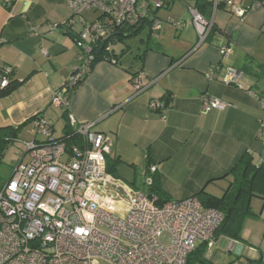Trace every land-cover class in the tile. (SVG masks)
Returning a JSON list of instances; mask_svg holds the SVG:
<instances>
[{
    "label": "crops",
    "instance_id": "1",
    "mask_svg": "<svg viewBox=\"0 0 264 264\" xmlns=\"http://www.w3.org/2000/svg\"><path fill=\"white\" fill-rule=\"evenodd\" d=\"M209 1L213 7L203 13L214 28L200 47L195 49L199 35L189 10L195 0H169L157 12L164 22L157 37L150 21L143 22L134 34H141L138 46L126 44L120 51L112 47L117 60L97 61L70 97L68 117L95 123L93 130L112 138L109 165L127 190L150 193L145 179L149 165H155L153 186L170 200L196 196L202 190L221 196L233 180L232 175L224 176L244 153H250L256 164H264L260 102L264 99V6L260 0H218L215 8L214 0ZM227 2L247 8V14L237 17ZM93 11H85L84 17L98 19ZM71 18L75 19L72 28L62 26ZM169 19L187 25L179 29ZM54 24L58 26L51 29ZM80 30L79 18L63 0H0V66L10 69L9 80L23 81L0 99V125H22L19 141L44 140L33 123L37 115L50 122L56 138L63 136L65 108L51 103L80 62L81 50L74 40ZM113 37L110 42L116 44ZM229 41L234 46L225 63L244 72L243 89L222 83L220 71L213 80L207 77L222 60L219 47ZM139 72L147 87L136 93L132 77ZM2 77L1 70L0 83ZM204 97L228 106L206 111ZM153 101L167 105L163 113L151 109ZM221 240L227 242L226 251L237 256L228 264L264 259L263 248L252 241L245 242L249 248L235 246L241 240L220 235L214 246ZM208 249L206 258L215 264Z\"/></svg>",
    "mask_w": 264,
    "mask_h": 264
},
{
    "label": "built area",
    "instance_id": "2",
    "mask_svg": "<svg viewBox=\"0 0 264 264\" xmlns=\"http://www.w3.org/2000/svg\"><path fill=\"white\" fill-rule=\"evenodd\" d=\"M63 1L81 24L75 39L81 50L80 62L51 103L66 108L69 90L89 73L96 49L103 44L102 48L106 46L105 50L110 51L114 33L140 26L148 19L152 34L157 37L164 23L157 12L169 0ZM213 2L216 8L219 1ZM226 4L237 17L247 14V8ZM259 4L264 6V0ZM88 10L99 11L102 18L87 20L84 12ZM189 10L199 35L196 49L205 43L214 22L194 6ZM168 22L179 29L187 25L181 19ZM74 24L75 19L71 18L62 26L70 29ZM57 26L54 24L51 29ZM233 46L229 41L219 47L222 60L209 69L207 77L213 80L220 71L218 79L222 83L243 89L244 72L225 63ZM0 70V85L5 87L10 69ZM132 83L136 93L142 92L147 87L143 72L132 77ZM260 102L264 110V99ZM203 103L206 111L228 106L207 97ZM151 109L163 113L165 105L153 101ZM69 122L83 139L82 146L68 145L56 138L52 125L43 116L33 119L37 134L43 135L44 140L24 142L22 160L0 190V264H187L199 241L209 249L216 244L215 233L225 219L221 211L205 207L197 196L159 205L156 195L127 190L107 170L112 138L93 130L95 123H79L72 115ZM261 123L264 124V116ZM27 156L29 160L25 162ZM156 170L155 165L148 168L147 189L153 184ZM239 264H264V259Z\"/></svg>",
    "mask_w": 264,
    "mask_h": 264
},
{
    "label": "trees",
    "instance_id": "3",
    "mask_svg": "<svg viewBox=\"0 0 264 264\" xmlns=\"http://www.w3.org/2000/svg\"><path fill=\"white\" fill-rule=\"evenodd\" d=\"M195 2L196 3L194 7L197 8V10L205 18L208 19V16H206L203 13V9L210 6L213 7L212 1L195 0ZM98 18L101 19L102 18L101 15ZM148 20L152 25L151 20L150 19ZM139 30H140L139 26L122 29L120 32L114 33L113 38L119 40L124 37L123 34L134 35ZM76 37L77 35L75 34L74 40L76 39ZM102 46L103 44H101L96 49L95 53L97 56L93 61V63L91 64L90 71L93 68L94 64L99 60H107V61L117 60L118 56L113 48H111L110 51H106L105 50L106 46L104 48H102ZM0 67L5 68L3 66ZM139 73L134 74L133 77L138 75ZM84 80L85 79L79 82L78 85L75 86V88L69 90L67 95L69 101L72 93L79 85H81L84 82ZM22 84L23 81L17 79L9 80L8 78V84L5 87H1L0 85V99L11 95ZM164 105L165 107L167 106L165 103ZM67 108L68 107L65 108L67 123L64 127V134L62 137L58 139H62L66 141L68 145L75 144L82 146L83 139L78 134H76L75 130L70 125ZM21 128L22 125L18 127H15L13 125H6V126L0 125V169L4 163V156L6 154V151L9 149V147L13 146L16 142L19 141L18 135L20 133ZM108 158L109 157H107V170L110 174H114V166L110 167ZM150 166L151 165H149V167ZM228 175H232L233 180L229 183L228 187L225 189L224 193L221 196L211 195L207 193L205 190H202L196 196L205 207L217 209L224 214L225 219L223 223L220 225V227L217 229L216 237H219L220 235H225L234 240H241L242 239L241 231L243 224L247 216L253 214L250 207L252 197L257 196L264 198V164H260V165L256 164L254 162L253 156L247 152L244 153L239 158V160L231 168L229 173H227L224 177ZM149 190H150V194L156 195L158 197L159 205H163L164 203L170 200L167 198L166 193L156 185L153 186L152 184ZM206 253H207V244L205 242H200L195 247V250L190 254L187 264H211L210 261L206 258Z\"/></svg>",
    "mask_w": 264,
    "mask_h": 264
},
{
    "label": "rangeland",
    "instance_id": "4",
    "mask_svg": "<svg viewBox=\"0 0 264 264\" xmlns=\"http://www.w3.org/2000/svg\"><path fill=\"white\" fill-rule=\"evenodd\" d=\"M94 16L97 17L99 16L100 12L99 11H93ZM148 33V32H146ZM137 35V34H136ZM131 36V37H124L121 38L120 40L114 38L117 43L111 41V46L115 49L120 51L123 46L126 44H129L130 46H138L140 43V35L138 34L137 36ZM127 55H130L131 53L128 52L126 53ZM129 57V56H128ZM1 71V70H0ZM3 73V71H2ZM264 82V81H263ZM59 134V129L56 132V135ZM25 143L23 141H18L16 142L13 146L9 147V149L6 151V154L4 156V163L0 169V190L4 186L5 182L9 178V176L12 173L13 168L22 160V156L25 152ZM29 160V157L27 156L24 161L27 162ZM220 193V192H219ZM251 211L253 212L252 215H248L241 231V241H235L237 245H241L244 247H248L249 245H245V242L252 241L253 244L257 248H264V202L261 198L257 196H253L251 200ZM215 238H216V233H215ZM200 241L198 242V244ZM227 242L225 240H221L220 243H218L217 246H214V248L208 249L210 255V260L212 263L214 262L215 264H228L229 261L234 260L237 256L233 252H227ZM247 254V253H245ZM258 254V253H256ZM255 253L253 254L256 255ZM250 253H248L244 257H249ZM246 259H243L245 262ZM100 264H107L105 261H100Z\"/></svg>",
    "mask_w": 264,
    "mask_h": 264
},
{
    "label": "water",
    "instance_id": "5",
    "mask_svg": "<svg viewBox=\"0 0 264 264\" xmlns=\"http://www.w3.org/2000/svg\"><path fill=\"white\" fill-rule=\"evenodd\" d=\"M130 35H132V34H129V35H128V34H123L124 37H128V36H130Z\"/></svg>",
    "mask_w": 264,
    "mask_h": 264
}]
</instances>
